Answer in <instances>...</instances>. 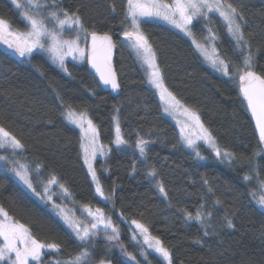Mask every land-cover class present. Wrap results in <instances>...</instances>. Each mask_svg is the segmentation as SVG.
Wrapping results in <instances>:
<instances>
[{
  "label": "trees",
  "instance_id": "trees-1",
  "mask_svg": "<svg viewBox=\"0 0 264 264\" xmlns=\"http://www.w3.org/2000/svg\"><path fill=\"white\" fill-rule=\"evenodd\" d=\"M224 1L242 12L244 35L256 58L255 70L261 72L264 70V0ZM56 2L70 12L79 9L89 34L95 31L112 36L117 44L115 69L120 93L115 95L97 87L98 81L85 60H68L69 76L44 52L17 61L0 50V125L24 144V149L17 150L15 155L32 169L34 186L55 175L71 195L66 196L69 205L74 208L87 205L107 213L119 230V244L108 242L104 235L96 241V248L102 257L108 255L113 264L127 260L120 244L140 264H146L129 240L127 226L131 220L145 224L153 236L163 241L172 253L173 264H264V214L253 206L249 193L257 188L256 181L243 179L246 171L256 169L264 182V157L250 159L258 148L257 138L241 103L238 76L231 80L212 70L188 37L178 30L153 20L141 24L169 88L199 115L221 149L235 156L232 163L221 161L211 149L200 144L198 151L205 157L197 160L194 152L178 142L177 127L165 115L142 64L131 49L122 45L125 25L121 21L126 0ZM112 4L116 6L115 13H110ZM0 17L15 27L25 28L19 10L10 0H0ZM205 26L214 28L220 57L242 63V54H234L235 42L221 20L211 17L210 21L195 22L191 28L195 38H205ZM69 35L74 36L75 30ZM80 39H84V33ZM57 93L62 99H57ZM69 106L77 114L83 112L91 118L107 151V155L98 156L93 162L103 191L110 197L106 202L95 194V185L84 164L81 133L64 116ZM114 115L118 116L121 135L130 145L123 150H117L113 143ZM138 138L152 141L146 158L139 157L134 150ZM6 153L9 151L0 149V155ZM38 163L42 165L39 175L35 170ZM153 168L157 173L155 179L147 176ZM157 181L163 184L167 198L159 192ZM0 206L15 220L30 226L42 243L61 245L59 252H45L43 264L64 261L86 245L78 242L62 221L24 188L1 160ZM198 210L211 225L207 236L200 224L185 222V213L195 215ZM208 212L212 213L210 219ZM225 217L233 220L234 228L227 227ZM0 264L11 262L0 261ZM153 264L163 263L154 259Z\"/></svg>",
  "mask_w": 264,
  "mask_h": 264
},
{
  "label": "snow or ice",
  "instance_id": "snow-or-ice-1",
  "mask_svg": "<svg viewBox=\"0 0 264 264\" xmlns=\"http://www.w3.org/2000/svg\"><path fill=\"white\" fill-rule=\"evenodd\" d=\"M10 2L17 10H24L21 12V16L26 24L27 31H13L8 21L0 17V42L7 45L8 49L20 57L30 56L34 50L39 49L47 53L51 61L69 76L71 73L66 67V57L71 56L73 59L82 60L86 56L88 64L91 65L92 69L95 70V74L99 77L97 87H110L113 92L118 94L120 83L112 67V49L115 44L108 33L99 35L93 31L89 34L82 17L79 15V9L70 12L67 9L60 8L56 0H51V3H48L47 0H44V2H41V0H10ZM44 9L53 10L44 13ZM109 10L110 13H115L116 6L114 4L110 5ZM124 12V18L121 21L125 25V31L122 33L124 37L122 45L132 49L136 57L151 69L148 73V83L159 93L160 100L164 104L163 111L169 115L179 112L187 120L185 124H181L177 120V125L180 127L178 142L188 149L196 150V157L200 159V153L197 149L200 146L198 141H202L221 161L232 163L235 160L234 154L226 149L222 150L216 137L201 122L199 115L183 105L165 86L162 70L156 64L155 53L147 37L141 31L142 23L150 22L151 18H158L173 25L187 36H193L191 28L194 26V21L201 17L207 19L211 13L219 14V17L226 23L228 34L235 42L234 54L236 52L242 54V63L222 59L214 46L211 49V54H209V51L198 43L195 38L192 42L213 69L221 72L223 76L231 80H235L238 76L237 83L239 85V95L242 97L241 103L245 105L246 102L245 110L250 112L251 119L255 121L254 133H258V148L253 152L250 159L264 157V70L259 73L255 70L256 58L251 51L250 41L244 35L245 20L242 12L238 11L231 3L225 4L222 0H171V3L166 2V0H126ZM49 24H51V27H49ZM66 28L75 30L74 39L63 38ZM208 31L209 35L205 40L214 42L217 39L216 34L212 29ZM81 33H84L86 42L88 36L91 37L90 46L87 48L80 47ZM57 99H62L59 93H57ZM64 116L69 123L80 128L83 134L80 147L84 154V163L88 166V174L95 185V194L105 202L108 201L110 197L105 195L92 164V161L97 158L98 152L101 156L107 155V151L103 147L98 149L96 146L98 133L95 125L91 119L87 118L86 113L77 114L70 106L66 108ZM112 119L116 122V136L113 143L117 150H123L124 147L130 145L121 135L118 116L114 115ZM85 123L87 128H85ZM192 129L196 130L195 135H193ZM85 139L88 140L87 143ZM150 143L152 141L143 138L136 140L134 150L138 152L139 157L146 158ZM9 148L15 153L17 150H23L24 144L12 133L5 130L3 126H0V149ZM0 160L11 164L10 171L15 174L22 185L26 186L40 200L45 203L52 202V210L58 214V217L71 230V234L78 242L90 241L97 237L99 232L103 231L108 242L119 244V230L113 224L111 218L105 216L102 209L97 208L93 211L87 205L82 206V211L87 214L86 219L90 218L91 220V223H85L77 219L74 213L69 215L65 208L53 202L54 194H51V189L59 184L55 175H52L46 181H39L43 186V193L41 194L36 191L33 176L27 163H22L19 160L10 161L4 155H0ZM136 163L137 161L134 160L133 171L136 170ZM35 170L39 175V172L42 171V165L38 163ZM156 175L154 168L147 173V176L151 179H155ZM243 179L247 182L251 180L248 175H245ZM204 183L207 184L208 181L205 180ZM59 187L64 194L70 195L64 185L60 184ZM157 187L159 192L167 198V192L163 184L157 181ZM260 190L262 194L255 203L261 214H264V182L261 183ZM114 192L115 190H113V194ZM216 203L219 204L220 201L217 200ZM211 215L212 213L208 212L207 218L210 219ZM184 219L186 223L195 221L200 224L204 228V235H209L208 229L211 225L206 223V216L203 212L198 210L195 215L187 212ZM225 220L228 228L235 227L232 219L225 217ZM132 225L135 227L132 229L131 239L137 246L141 247L142 250L139 255L145 261H147L148 255L151 254L157 258L162 257L166 264H173L170 249L158 237L152 236L148 226L138 220H133ZM140 237L143 240L142 245L140 244ZM0 241H2L0 242V261H11V264H29L30 261L40 264L45 249L55 252L61 250V245L58 243H42L35 238L30 226L15 220L2 206H0ZM144 245L147 246V250L143 249ZM119 247L127 257V260L121 261V264H128L129 261L140 264L135 255L125 251L122 244ZM90 255L87 247H84L67 260H56L55 264H88ZM99 264H104V261H99Z\"/></svg>",
  "mask_w": 264,
  "mask_h": 264
},
{
  "label": "rangeland",
  "instance_id": "rangeland-1",
  "mask_svg": "<svg viewBox=\"0 0 264 264\" xmlns=\"http://www.w3.org/2000/svg\"><path fill=\"white\" fill-rule=\"evenodd\" d=\"M41 2H44V0H41ZM47 2H48V0H47ZM166 2H168V3H171V0H166ZM222 2L223 3H225L226 4V2L224 1V0H222ZM15 7V6H14ZM51 10H53V9H44V13H47L48 11H51ZM22 11H24L23 9H21V10H19V12H20V16H21V12ZM22 17V16H21ZM211 17L212 18H217V19H220L221 20V22L224 24V27L226 28V31H227V26H226V23L223 21V19L221 18V17H219V14L218 13H211L210 15H209V17L207 18V19H205V18H203V17H201V18H199V19H197L196 21H194V23L195 22H197L198 20H204V21H210V19H211ZM61 18H63V17H61ZM5 20H7V19H5ZM151 20H153V21H159V22H161V23H164V24H166V25H168V26H170L171 28H173V29H175V30H178L181 34H183L184 36H186V37H188V39L191 41V43L193 44V38H195L194 37V34H193V36H187L184 32H181L179 29H177V28H175L173 25H171V24H168L166 21H163V20H161V19H158V18H151ZM8 21V20H7ZM214 21V20H213ZM8 23L10 24V26H11V29L13 30V31H20V32H23V31H27V27H26V24H25V28H18V27H15L14 25H12L9 21H8ZM49 27H51V24H49ZM206 27V30H205V38L209 35V29H212V31L215 33V31H214V28H213V26H205ZM70 32H74V29H68V28H66L65 29V31H64V34H63V38L64 39H74L75 38V35L73 36V35H69V36H67V34L68 33H70ZM216 34V33H215ZM227 34H228V32H227ZM229 35V34H228ZM229 37H230V35H229ZM205 38L204 39H198V38H195V40L198 42V43H200L202 46H204L208 51H209V54H211V49H212V47L214 46L215 48H216V50H217V52L219 53V50H218V43H217V39L213 42V41H206L205 40ZM231 38V37H230ZM85 42V38L84 39H80V41H79V43H80V47L81 48H86V44L84 43ZM148 42H149V40H148ZM149 44L151 45V47H152V44L149 42ZM194 45V44H193ZM194 47H195V45H194ZM125 48H129V47H127V46H125ZM130 49V48H129ZM195 49L197 50V52L203 57V59H204V61H205V63L212 69V70H215V69H213L212 67H211V65H210V63L205 59V57H204V55H202L201 54V52L195 47ZM132 50V49H131ZM152 50H153V52H154V49H153V47H152ZM133 51V50H132ZM35 52H43V51H41V50H39V49H37V50H34L33 51V53H35ZM45 53V52H44ZM134 53V52H133ZM155 53V52H154ZM47 54V53H46ZM220 54V53H219ZM48 55V54H47ZM134 55H135V53H134ZM156 56V55H155ZM27 57H29V56H27ZM86 57V56H85ZM135 57H136V55H135ZM137 58V57H136ZM50 59V58H49ZM138 59V58H137ZM26 60V59H25ZM51 60V59H50ZM68 60H76V61H82V60H85V58L84 59H73L71 56H68V57H66V62L68 61ZM138 61L142 64V66H143V69H144V72H145V75H146V79H147V82H148V73L151 71V69H149L148 68V66H147V64H143L139 59H138ZM52 62V61H51ZM53 63V62H52ZM156 64L158 65V61H157V57H156ZM55 65H57V64H55ZM58 66V65H57ZM159 66V65H158ZM59 67V66H58ZM162 73H163V77H164V83H165V86L169 89V91H171L172 93H173V91L169 88V85H168V83H167V80H166V77H165V74H164V72L162 71ZM149 84V83H148ZM150 85V84H149ZM151 86V85H150ZM154 89V88H153ZM155 90V92H156V94H157V96L159 97V99H160V96H159V93L157 92V90L156 89H154ZM174 94V93H173ZM175 95V94H174ZM176 96V95H175ZM177 97V96H176ZM177 99H179L178 97H177ZM180 100V99H179ZM161 101V100H160ZM181 101V100H180ZM181 103L183 104V105H185L182 101H181ZM161 104H162V109L164 108V104H163V102L161 101ZM186 106V105H185ZM186 107H188V106H186ZM189 108V107H188ZM190 110H192L191 108H189ZM193 111V110H192ZM165 113V112H164ZM165 115L168 117V118H170L174 123H175V125H176V127H177V130H178V133H179V136H180V127H179V125H177V120H179L180 121V123L181 124H185V123H187V120H186V118L185 117H183L179 112H177V113H175L174 115H169V114H167V113H165ZM87 118L88 119H91L89 116H87ZM93 122V121H92ZM202 122V121H201ZM94 124V123H93ZM79 131H80V133H81V130H80V128L79 127H77L75 124H73ZM95 125V124H94ZM1 126V125H0ZM205 126V125H204ZM96 127V126H95ZM85 128H87V124L85 123ZM5 130H7V129H5ZM7 131H9V130H7ZM96 131H97V128H96ZM192 132H193V135H195V129H192L191 130ZM10 132V131H9ZM11 133V132H10ZM97 133H98V131H97ZM13 134V133H12ZM14 135V134H13ZM83 134L81 133V136H82ZM15 136V135H14ZM85 142L87 143L88 142V140L87 139H85ZM198 143H199V145L201 144V145H204L205 147H207V145H205L202 141H198ZM182 145V144H181ZM97 148L99 149V148H101V147H103L102 146V144H101V141H100V138H99V134H98V140H97ZM183 146V145H182ZM184 148L187 150V151H191V152H194L195 153V155H196V150H192V149H188L186 146H184ZM208 148V147H207ZM3 150H6V151H9V153H6V154H4V156H7L8 157V160H10V161H15V160H19L20 162H22V163H27L24 159H22V158H20V157H18L17 155H15V153H13L12 152V150L9 148V149H3ZM198 150V149H197ZM81 152H82V157H83V161H84V154H83V151H82V149H81ZM200 153V152H199ZM98 156H101V155H99V152H98V154H97V157ZM200 159H198L197 157H196V159L197 160H200V161H202L203 159H204V155L203 154H201L200 153ZM3 163H4V165H5V167H6V170L17 180V181H19L18 180V178H16L15 177V174L13 173V172H11L10 171V168H11V164H9L7 161H4V160H1ZM93 162H94V160L92 161V164H93ZM28 164V163H27ZM85 164V163H84ZM86 165V164H85ZM87 166V165H86ZM30 167V166H29ZM87 168H88V166H87ZM30 171L32 172V169L30 168ZM245 175H248V176H250V178H251V180H253L254 182H255V184H256V189H250V196L252 197L251 199V202H252V204H253V206L254 207H256L257 209H258V207L256 206V203H255V201L256 200H258L259 199V197L261 196V194H262V192H261V190H260V186H261V183L263 182V181H261V178H259L260 176H259V172H256V169H253V171L251 170V171H246L245 173H244ZM20 182V181H19ZM21 183V182H20ZM22 184V183H21ZM59 185L60 184H57L56 186H53L52 187V189H51V194H54L53 195V202L55 203V204H57V205H60V206H62L63 208H65L66 210H67V212H68V214L69 215H72L73 213L75 214V217L77 218V219H80V220H82V221H84L85 223H91V220H90V218H88V219H86V216H87V214H86V212H83L82 211V205H81V207H77V208H74L72 205H69L67 202H66V196H68L67 194H64L63 192H62V190H61V188L59 187ZM28 192H30L39 202H41L42 204H44V205H46L57 217H58V214L57 213H55L53 210H52V202H48V203H45L44 201H42V200H40L39 199V197H37L34 193H32L30 190H28L27 188H26V186H24V185H22ZM56 188V189H55ZM36 191L37 192H40L41 194L43 193V186H42V184L40 183L37 187H36ZM69 196H71V195H69ZM93 211L95 210V208H92V207H90ZM105 214V216L106 217H110L107 213H104ZM59 218V217H58ZM111 218V217H110ZM60 219V218H59ZM61 220V219H60ZM111 220H112V222H113V219L111 218ZM62 221V220H61ZM62 223H63V221H62ZM64 224V223H63ZM114 224V223H113ZM65 225V224H64ZM66 226V225H65ZM67 227V226H66ZM135 226L134 225H132V220L131 221H128V226H127V228H128V230H129V232H130V237H129V240H130V242L133 244V245H135L136 247V250H135V252H136V254H137V256L139 257V259L143 262V263H146V264H153L154 263V259H157V260H160L163 264H166V262L165 261H163V259H162V257L161 258H157L155 255H148V257H147V261H145L144 260V258L143 257H141L140 255H139V253H140V251L142 250L141 249V247H139V246H137L133 241H132V239H131V237H132V229L134 228ZM70 230V229H69ZM71 231V230H70ZM104 235H105V233L103 232V231H101V232H99L98 234H97V237H95V238H93L92 240H90V241H87V242H84L86 245H84V247H87V249H88V251L90 252V257H89V261H88V264H99V261H101V260H103L104 261V264H113V262L109 259V257H108V255H104L103 257L101 256L102 254H100L99 252H98V249L96 248V241L99 239H102L103 237H104ZM153 236V235H152ZM139 240H140V244L142 245V243H143V240H142V237H140L139 238ZM2 242V241H1ZM84 247H82V248H84ZM143 249L144 250H147V246L146 245H144L143 246ZM49 251H52V250H50V249H45L44 250V254H45V252H49ZM43 254V255H44ZM43 255H42V258H41V261H40V264H43V262H42V259H43ZM150 256H152L151 257V260H149L150 259ZM13 259H14V257H13ZM67 260V259H66ZM11 262V261H10ZM29 264H36V262H34V261H30L29 262Z\"/></svg>",
  "mask_w": 264,
  "mask_h": 264
},
{
  "label": "water",
  "instance_id": "water-1",
  "mask_svg": "<svg viewBox=\"0 0 264 264\" xmlns=\"http://www.w3.org/2000/svg\"><path fill=\"white\" fill-rule=\"evenodd\" d=\"M99 35H103L104 33H99V32H97ZM111 36V35H110ZM112 37V36H111ZM112 40H113V43L115 44V47L112 49V67H113V69H114V71L116 72V69H115V57H116V52H117V44H116V42L114 41V39L112 38ZM122 40H124V37L122 36ZM90 43H91V37H90V35L88 36V38H87V44H86V48L88 47V46H90ZM0 50L3 52V53H5L6 55H8L9 57H11L12 59H14V60H17V61H24L25 59H26V57H20V56H18V55H16L12 50H10V49H8V47H7V45H5L4 43H2V42H0ZM85 63H86V66H87V68H88V70L95 76V78L97 79V81H99V77H98V75H96L95 74V70L94 69H92V67H91V65L90 64H88V62H87V57L85 58ZM258 72V71H257ZM259 73V72H258ZM116 74H117V72H116ZM117 78H118V80H119V77H118V74H117ZM103 90H107V91H111V92H113L111 89H110V87H101ZM238 90H239V85H238ZM115 95H118L119 93H120V89H119V92H118V94L116 93V92H113ZM241 97V96H240ZM241 99H242V97H241ZM245 105H246V102H245ZM244 105V106H245ZM248 114H249V117H250V119H251V116H250V112H248ZM251 122H252V126H253V128L255 129V121L254 120H252L251 119ZM255 135H256V138H257V140H258V133H255Z\"/></svg>",
  "mask_w": 264,
  "mask_h": 264
},
{
  "label": "bare ground",
  "instance_id": "bare-ground-1",
  "mask_svg": "<svg viewBox=\"0 0 264 264\" xmlns=\"http://www.w3.org/2000/svg\"><path fill=\"white\" fill-rule=\"evenodd\" d=\"M113 93V92H112Z\"/></svg>",
  "mask_w": 264,
  "mask_h": 264
}]
</instances>
